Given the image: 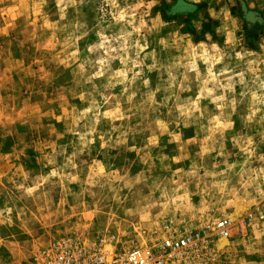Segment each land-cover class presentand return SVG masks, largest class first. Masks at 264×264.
Wrapping results in <instances>:
<instances>
[{
	"label": "rangeland",
	"instance_id": "obj_1",
	"mask_svg": "<svg viewBox=\"0 0 264 264\" xmlns=\"http://www.w3.org/2000/svg\"><path fill=\"white\" fill-rule=\"evenodd\" d=\"M184 1L0 0V264L220 217L186 264H264V0Z\"/></svg>",
	"mask_w": 264,
	"mask_h": 264
},
{
	"label": "built area",
	"instance_id": "obj_2",
	"mask_svg": "<svg viewBox=\"0 0 264 264\" xmlns=\"http://www.w3.org/2000/svg\"><path fill=\"white\" fill-rule=\"evenodd\" d=\"M233 222L220 217L207 222L200 230H184L178 236H167L157 249L131 248L119 252L107 249L111 239L100 237L82 243L78 237L59 239L36 255V264H186L187 251L205 247L210 239L228 238Z\"/></svg>",
	"mask_w": 264,
	"mask_h": 264
},
{
	"label": "trees",
	"instance_id": "obj_3",
	"mask_svg": "<svg viewBox=\"0 0 264 264\" xmlns=\"http://www.w3.org/2000/svg\"><path fill=\"white\" fill-rule=\"evenodd\" d=\"M193 8H195V5L187 3L184 0H174L171 4H165L162 14L164 16H169L177 13L189 12Z\"/></svg>",
	"mask_w": 264,
	"mask_h": 264
},
{
	"label": "bare ground",
	"instance_id": "obj_4",
	"mask_svg": "<svg viewBox=\"0 0 264 264\" xmlns=\"http://www.w3.org/2000/svg\"><path fill=\"white\" fill-rule=\"evenodd\" d=\"M246 211V207L243 206L242 204L235 202L234 203V207H233V211L231 214V218L236 221L238 220ZM228 244V239L226 238H218V242L217 245L219 248H223L224 246H226Z\"/></svg>",
	"mask_w": 264,
	"mask_h": 264
}]
</instances>
